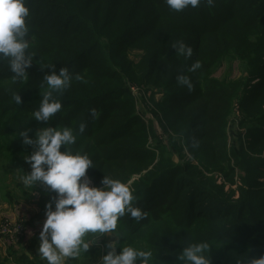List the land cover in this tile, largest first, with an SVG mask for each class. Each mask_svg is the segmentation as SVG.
<instances>
[{"label": "trees", "instance_id": "obj_1", "mask_svg": "<svg viewBox=\"0 0 264 264\" xmlns=\"http://www.w3.org/2000/svg\"><path fill=\"white\" fill-rule=\"evenodd\" d=\"M26 6L33 59L26 81L14 80L7 58L0 60L3 171L19 179L29 173L25 158L38 147L36 133L68 126L77 136L69 147L93 162L86 171L93 184L103 187L106 175L121 180L133 193V206L147 212L139 222L120 217L121 235L93 240L89 234V250L65 264H100L114 241L117 252L124 244L150 250V264H181L177 256L193 242L210 244L212 264H245L264 255V0H213L212 6L201 0L179 12L165 0H26ZM176 41L192 47V57L177 55ZM196 61L200 67L190 72ZM235 62L242 74L233 78ZM225 65L229 73L218 76ZM50 67H66L83 80L73 79L57 95L62 108L38 121L32 113ZM180 74L189 77L191 90L177 82ZM127 83L160 96L155 105L163 129L172 132L177 151L187 146L197 164L176 163L160 142L148 145L150 134ZM14 94L21 95L18 105ZM236 103L242 113L236 127L244 132L229 126ZM82 122L86 128L79 133ZM25 130L31 145L22 143ZM215 174L224 183L217 184ZM226 182L236 189L226 191ZM29 192L39 196V209L49 200L54 207V190L42 185ZM41 230L22 252L11 250L17 264H46L30 252Z\"/></svg>", "mask_w": 264, "mask_h": 264}, {"label": "clouds", "instance_id": "obj_2", "mask_svg": "<svg viewBox=\"0 0 264 264\" xmlns=\"http://www.w3.org/2000/svg\"><path fill=\"white\" fill-rule=\"evenodd\" d=\"M174 11H182L188 7L197 8L201 0H165ZM212 6L213 0H207ZM29 8L26 0H0V60L7 58L14 80L26 81L27 71L33 59L29 41L26 39L28 27L26 18ZM176 54L186 58L192 57V47L183 41L172 45ZM200 67L199 61L189 68L195 72ZM44 76L47 85L42 100L32 115L38 121H48L61 108L58 94L67 89L71 81L83 80L79 74L73 76L66 67L57 72L55 67ZM177 82L189 90L193 85L188 76L180 74ZM14 102H22L20 94H14ZM91 114L96 116L93 108ZM86 124L80 123L78 132L85 131ZM24 145L33 144L27 130L19 133ZM76 133L73 128L45 127L36 133L35 144L38 146L25 159L30 163L31 171L20 177L24 187L33 188L37 184L46 186L48 191L54 190L56 197L45 205L46 219L39 234L38 254L46 259L47 264H65L66 259H76L90 248L89 234L95 236L117 232L118 219L125 214L137 222L145 219L147 212L133 206L134 196L128 185L119 179L106 175L103 187L92 186L89 179H82L87 169L93 165L87 154L74 152L69 146L75 144ZM65 150L61 151V146ZM197 143L193 142V147ZM118 233V232H117ZM119 234V233H118ZM121 235V234H119ZM109 251L101 257L100 264H150L152 253L131 245H123L116 251L114 241L107 245ZM211 246L208 242H193L184 245L177 256L181 264H212ZM245 264H264V255L248 257Z\"/></svg>", "mask_w": 264, "mask_h": 264}, {"label": "rangeland", "instance_id": "obj_3", "mask_svg": "<svg viewBox=\"0 0 264 264\" xmlns=\"http://www.w3.org/2000/svg\"><path fill=\"white\" fill-rule=\"evenodd\" d=\"M130 54L132 57L137 55L136 51H132L130 52ZM229 67L231 66L225 65L222 69L223 72L218 70L217 75L220 76L221 73L227 74ZM234 69L235 70L231 72V74H233V78H235L236 75L238 76L242 74V70L239 71L240 69L237 62L234 63ZM132 86L137 87L134 88L136 91L132 90ZM127 88L129 89V93L133 98L135 113L139 116L141 124L146 128L147 133L150 134L148 145L160 142L161 144H163L164 150L167 152V154L169 153L176 163L197 164L195 159L191 156L189 150H187V146H184L182 148V152L177 151V149L174 147V143L176 141L173 134L163 129L164 124L157 117L159 110L155 105V102H158L160 100V96L151 97L149 93L146 92L147 87L142 88L127 83ZM241 116L242 113L239 110L238 103H236L231 116V120L229 122V126H235V130L244 132L243 128L236 127L237 120ZM152 134L157 135V137L152 139ZM1 162L2 158L0 156V226L6 221L19 222L22 220V223L24 224L26 230L25 235L18 237L20 239L16 241V243H14V249L17 248L16 252H22L24 250L23 244L24 239L27 237V232L29 230H32L30 233L32 237L34 233H37L40 229H42L43 223L46 219L45 210L39 209V196L37 194L35 195L34 193H30L29 188L26 189L24 187L21 180L17 177V174L13 175L10 172H4L1 167ZM138 177L139 175H134L132 178L136 179ZM215 178L217 184L221 185L222 183H224V179L222 176H220V174H215ZM82 179H89L92 186H95L92 180L87 175H85V177ZM235 179L238 180V173L237 176H235ZM41 186L42 185L39 184L36 185V187L38 188H40ZM236 187L237 185H231L228 182L225 183L226 191L230 190L231 188L236 189ZM7 196H10L11 198H8ZM235 197H238V192H235ZM3 246L6 245L2 244L0 241V263L17 264L15 262V256L11 255L12 248L7 247V249H5L3 248ZM38 247L39 244L32 248V251L30 252L36 255V257L39 256L40 259L47 264L46 259L42 258L38 254Z\"/></svg>", "mask_w": 264, "mask_h": 264}, {"label": "built area", "instance_id": "obj_4", "mask_svg": "<svg viewBox=\"0 0 264 264\" xmlns=\"http://www.w3.org/2000/svg\"><path fill=\"white\" fill-rule=\"evenodd\" d=\"M134 88L137 87L132 86V90L136 91ZM169 133L172 132L169 131ZM25 232L26 230L22 220L19 222L6 221L0 226V241L5 245H15L14 243L20 239L18 237L25 235Z\"/></svg>", "mask_w": 264, "mask_h": 264}, {"label": "crops", "instance_id": "obj_5", "mask_svg": "<svg viewBox=\"0 0 264 264\" xmlns=\"http://www.w3.org/2000/svg\"><path fill=\"white\" fill-rule=\"evenodd\" d=\"M31 231L32 230H29L28 232H27V237L24 239V244H23V246H28V244L30 243V240H31V235H30V233H31ZM7 247H10V248H12L13 250H16L17 251V248H15L14 249V245L13 244H8V245H6V246H3V248H5V249H7ZM27 249V248H26ZM25 249V250H26Z\"/></svg>", "mask_w": 264, "mask_h": 264}]
</instances>
